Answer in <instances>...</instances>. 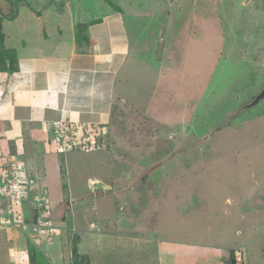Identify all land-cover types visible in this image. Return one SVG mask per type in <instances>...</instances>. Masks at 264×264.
<instances>
[{"label": "rangeland", "instance_id": "1", "mask_svg": "<svg viewBox=\"0 0 264 264\" xmlns=\"http://www.w3.org/2000/svg\"><path fill=\"white\" fill-rule=\"evenodd\" d=\"M250 1L244 10L246 0H136L137 14L158 24L140 45L144 52L151 33L159 35L157 73L137 71L141 85L129 92L137 107L126 103L114 111L111 134L100 137L98 150L57 156L60 189L52 168L45 181L20 159L24 177L10 178L17 190L0 197L10 264H123L136 243L153 252L160 238L195 237L235 225L237 215L248 219L247 204L236 199L247 200L255 179L264 181V98L248 107L264 86V0ZM96 177L112 180V191L89 186L87 179ZM81 215L94 225L75 232L71 220L81 222ZM94 232L114 240L79 244ZM0 242L5 245L3 237ZM244 258L236 262L228 253L217 261L243 264Z\"/></svg>", "mask_w": 264, "mask_h": 264}, {"label": "crops", "instance_id": "2", "mask_svg": "<svg viewBox=\"0 0 264 264\" xmlns=\"http://www.w3.org/2000/svg\"><path fill=\"white\" fill-rule=\"evenodd\" d=\"M134 3L136 0H0V155L19 156L27 171L44 173L45 181L49 178L48 167L52 168L60 189L57 156L63 155L54 153L48 140L52 123H85L104 127L105 134L110 135L114 111L124 109L126 103L137 107V100H131L129 92L136 93L141 85L136 81L138 70L150 76L157 73L155 38L159 35L153 36V32L150 39L148 33L147 47L144 52L140 49L145 32L158 24L153 23L152 16L137 14ZM251 4L246 0L242 9L251 8ZM3 67L9 71L1 70ZM107 147L102 152L109 154ZM87 180L112 191V180L105 184L97 177ZM253 185L247 200L236 199L247 204L248 219L237 215L235 225L225 222L224 229V225L222 230L207 228L208 234L195 237L188 233L160 238L153 252L144 249L145 243L143 247L136 243L134 251L125 255L130 263L123 264H219L217 260L228 253L234 254L236 262L242 254L243 264H251L253 259L264 264V181L256 184L255 179ZM81 200L77 197L74 203L79 206ZM223 213L227 215L226 210ZM81 216V222L71 220L78 227L75 232L83 231L85 223L94 225ZM104 222L115 225L110 218ZM171 233L176 234V230ZM106 234L94 232V236L88 235V241L79 244L90 243L93 238L96 242H112L114 234ZM2 237L5 245L0 242V260L10 264V239L0 229ZM115 240L124 244L127 241ZM127 246L130 248L129 242ZM56 252L54 261L58 259Z\"/></svg>", "mask_w": 264, "mask_h": 264}, {"label": "built area", "instance_id": "3", "mask_svg": "<svg viewBox=\"0 0 264 264\" xmlns=\"http://www.w3.org/2000/svg\"><path fill=\"white\" fill-rule=\"evenodd\" d=\"M104 134V130H97L96 127L85 123L56 121L51 125L49 142L53 144L55 151L59 154L74 151L89 153L100 148V137ZM23 169L19 156L13 154L0 155V197L4 199L12 197L10 191L17 190V186L10 184L9 179L14 178V175L24 177ZM92 184L93 182H90V185ZM18 197L13 198L18 199ZM4 220L6 219L0 218L1 226L9 224L8 221Z\"/></svg>", "mask_w": 264, "mask_h": 264}, {"label": "water", "instance_id": "4", "mask_svg": "<svg viewBox=\"0 0 264 264\" xmlns=\"http://www.w3.org/2000/svg\"><path fill=\"white\" fill-rule=\"evenodd\" d=\"M263 98H264V86H263L261 92L255 97L253 102L250 105H248V107L254 106L255 104H257Z\"/></svg>", "mask_w": 264, "mask_h": 264}, {"label": "trees", "instance_id": "5", "mask_svg": "<svg viewBox=\"0 0 264 264\" xmlns=\"http://www.w3.org/2000/svg\"><path fill=\"white\" fill-rule=\"evenodd\" d=\"M0 46H1V44H0ZM4 57V56H3ZM3 59V58H2ZM5 59V58H4ZM3 59V60H4ZM1 70H7V71H9V69H6L5 67H3Z\"/></svg>", "mask_w": 264, "mask_h": 264}, {"label": "clouds", "instance_id": "6", "mask_svg": "<svg viewBox=\"0 0 264 264\" xmlns=\"http://www.w3.org/2000/svg\"><path fill=\"white\" fill-rule=\"evenodd\" d=\"M57 153V152H56ZM69 153H71V152H69ZM65 154H68V153H65ZM61 155H64V154H61ZM94 183V182H93ZM89 185H90V182H89ZM91 186V185H90Z\"/></svg>", "mask_w": 264, "mask_h": 264}]
</instances>
